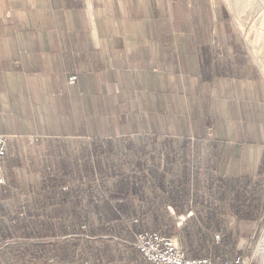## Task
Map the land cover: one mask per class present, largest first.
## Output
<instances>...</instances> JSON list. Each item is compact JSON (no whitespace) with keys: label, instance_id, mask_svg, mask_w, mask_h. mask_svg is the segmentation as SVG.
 <instances>
[{"label":"crops","instance_id":"crops-1","mask_svg":"<svg viewBox=\"0 0 264 264\" xmlns=\"http://www.w3.org/2000/svg\"><path fill=\"white\" fill-rule=\"evenodd\" d=\"M226 19L218 0H0V242L18 243L0 247V264L90 257L82 226L118 225L84 211L98 205L100 145L160 150L168 134L181 147L194 134L195 153L158 155V172L183 167L218 188L234 178L243 202L264 208V83ZM208 127L218 139L203 138Z\"/></svg>","mask_w":264,"mask_h":264},{"label":"rangeland","instance_id":"rangeland-1","mask_svg":"<svg viewBox=\"0 0 264 264\" xmlns=\"http://www.w3.org/2000/svg\"><path fill=\"white\" fill-rule=\"evenodd\" d=\"M220 5L224 7L226 10V23L225 25L228 28V35L227 39L228 41H233L236 39L237 41H241L245 52L249 57H252L254 60L255 65L258 67L259 73H260V79L264 83V23H261L260 17H262V8L260 7V0H218ZM264 4V0H261ZM261 32V39L256 43L253 44L251 42L252 37L255 35V32ZM250 39V40H249ZM218 129V128H217ZM171 134H168L164 136L161 141H163L159 147L160 150L151 148L150 150L148 148H142L139 146H127L125 151L123 152L122 146H114L113 149L111 147L108 148V146H101L100 145V161L99 163V174L96 179H93V182L97 186V192H105V186H110L113 190V182L116 179L117 176H112L114 166L117 173H132V169L134 167V160L138 161V154H140V157L143 155H151L150 162L146 163L144 160L142 162V165L144 167L145 172L150 174V176H154V173L150 172V170H160V167L164 165L163 168H165V162L162 161L161 158H158V155H164L168 156L170 159V155L172 154H181L183 152V155H186V152L189 153V155H192L195 153L194 147L190 146L194 140L197 139V136L192 134L189 136V138H186L184 141L186 145L176 146L171 144ZM180 136V135H179ZM205 136V137H204ZM203 138L206 140H212L217 138V130L212 129L211 127H208V129L205 132V135ZM202 137V136H200ZM7 138V136H6ZM184 138V137H183ZM218 139V138H217ZM8 140V138H7ZM190 144V145H189ZM21 153L23 155L24 159V165H27L28 157L30 151H32L31 145L20 146ZM6 155H7V145H6ZM152 155L155 156L152 158ZM6 157V156H5ZM135 158V159H133ZM5 159V158H4ZM186 160V159H185ZM184 160V161H185ZM168 165L170 164V161L166 162ZM186 164V163H184ZM141 167V166H140ZM167 169V167H166ZM159 173V172H157ZM156 175V174H155ZM160 175V174H157ZM149 176V177H150ZM160 183L157 188L158 193H162V198L160 200L156 201H149L146 203H142L140 205L138 196L136 194H131V196L136 200L140 208L146 210L151 204H153L156 207H160L164 204V208L161 212V210L158 208L156 209L157 212H159V218L158 221L156 219L154 220L153 216L151 214V217H148L146 215L147 222L143 225H140V221H137L138 229H154L158 230L162 233L172 234L178 237L180 244L183 246L182 242L185 238V235L182 231V225L191 223L194 224L196 218H198L199 210H201V213L203 214H209L213 213L214 216L217 219V222L222 225V230L218 232H214L213 235L219 234V241H221L224 237H227V235L233 234L235 236V247L232 249H228L225 252H217V255H214V251H210L211 256H216L220 258H232L234 256H242L244 258L250 259L254 262V264H262L263 263V257H264V244L259 247V241L262 237V233L264 230V208L262 209H255L257 212L256 219H242L241 215L238 212H235L234 208L231 206V203L234 201V193L232 191H229L226 197L223 200H218L219 194L223 193L224 187H216V180L217 178L212 179V183L215 187L210 186V178L203 177L201 180L196 178L195 172H190L187 174L185 178L184 185L186 187V193L184 192V198L181 201L180 204H178L177 208L176 206L169 203L167 200V188L170 187L171 178L167 176L160 175ZM156 178V177H154ZM118 179V177H117ZM74 180V179H73ZM230 179H227L229 181ZM105 184V185H104ZM140 187L139 185H137ZM142 186V185H141ZM153 185L150 186V188H144L146 193H148L150 196H154L155 189L152 188ZM218 188V190L216 189ZM111 190V192H113ZM107 191V190H106ZM199 193L204 195L203 203L198 205L196 204L195 200V194ZM163 194H166V196H163ZM106 194H102L101 199H105L107 197ZM250 196V195H249ZM248 195H243L244 202L248 201L249 203L250 198ZM110 198V196H109ZM99 199V198H98ZM108 198H106L107 200ZM110 200V199H109ZM100 200H98L99 202ZM168 201V202H167ZM238 202V201H237ZM136 206L137 209H139V206ZM170 206V209L168 208ZM201 207L202 209H197ZM248 206V205H247ZM246 207V206H245ZM172 208V210H171ZM247 209V208H246ZM191 212L192 215L187 217V213ZM184 217V220H180V218ZM196 217V218H195ZM154 220V221H152ZM121 223H123L126 226H128V230H119L118 226H114L115 231H108V232H99L101 230V223L99 222V225H93V226H82V234L83 239L87 241H91L92 244L83 242V249L85 248L86 251L90 252L88 256H83L81 259L78 257L75 260L74 255H71L70 257L66 256V259H62L65 264H74V261L77 262V264H148L144 262V260L140 257V255L137 253L133 246V231L129 229V222H124L123 220H120ZM144 222V221H143ZM181 222V223H180ZM189 223V224H190ZM159 227H154V226ZM143 227V228H141ZM26 228V227H24ZM43 229V227H42ZM95 230L94 233H90L91 230ZM137 229V230H138ZM136 230V231H137ZM138 230V231H139ZM70 231V230H69ZM67 234L68 237H72L74 234L73 230L72 232ZM40 234H37L38 236L35 237V241H42L43 238V231L39 232ZM56 233V232H54ZM21 233L20 235H22ZM59 234V233H57ZM63 234V233H60ZM87 234V235H86ZM92 234V235H91ZM78 235V233H77ZM112 236V237H111ZM63 238L61 240L59 237H52L48 241L51 244H62L65 246H70L72 243L73 238ZM213 237V236H212ZM21 238V242H19L20 246H27V244H30L31 242H27L25 238ZM70 241H68V240ZM16 238L9 237L7 240H5L2 243H7V245L10 244H18L16 242ZM47 240V239H46ZM66 240V241H65ZM98 242H94L97 241ZM219 241H215L213 237V243L218 244ZM38 242H36L37 244ZM264 243V242H263ZM220 244V243H219ZM6 245V246H7ZM5 246V247H6ZM91 247H93L91 249ZM260 248V249H259ZM212 252V253H211ZM78 254V253H77ZM80 254V253H79ZM83 259V260H82ZM82 260V262L80 261ZM93 261V262H92ZM71 262V263H70ZM76 264V263H75Z\"/></svg>","mask_w":264,"mask_h":264},{"label":"trees","instance_id":"trees-1","mask_svg":"<svg viewBox=\"0 0 264 264\" xmlns=\"http://www.w3.org/2000/svg\"><path fill=\"white\" fill-rule=\"evenodd\" d=\"M133 163H134V167L131 170L132 173H122V174L117 173L116 174V171H115L116 168L113 166L112 169L114 172L112 176L118 177V179L116 177V179L113 182V190L111 189L110 186L108 187L106 185L105 190H104L105 192H101V193L99 192L95 194V196L99 198L98 200H100L98 202V205H96L95 203H90V202L88 203V200L84 201V204H85L84 211L87 209L90 210L91 209L90 205H91L92 210L98 211L99 218L100 217L101 219L103 218L102 220L104 219L113 220L117 218V220H123L124 222L127 221L130 223L129 225L130 231L132 230L133 232H135L138 229V225L136 222H134V219H138L140 223L142 222L140 225H143L147 222V219H145L146 214L148 217H151V214H152L154 215L153 216L154 220L156 219V221H158L159 212H157L156 209L159 208L162 212V210L165 208H164V204L161 205L160 207H156L153 204H151L146 210H144L143 208L142 209L140 208V206L136 202L138 200H140L139 203L141 205L142 203L147 204V202L149 201L154 202L162 198L161 197L162 193L160 195V193H158V190H157L159 183H160L159 180L161 178L160 176L161 173L160 172L157 173L158 169L156 170L149 169L150 172L154 173V176L151 177L150 174L145 172L141 161L134 160ZM98 167H99V163H98ZM98 171H99V168H98ZM180 171L181 173L176 178L170 177L172 180L170 183V187H168L166 191L167 200L169 201V203H171L174 206L176 205L178 206V204L181 203V201L184 198V192L186 193L185 191L186 187L184 185L185 178L187 176L186 168L182 167ZM157 174H160V175H157ZM219 180L220 179L216 180L217 184H219ZM137 185H139L140 187H138ZM151 185H153L154 187L152 188L155 189L154 196L152 195L150 196L148 193H146L144 189L145 187L150 188ZM209 185L215 187L214 184L212 183V179ZM216 187H218V185ZM234 188H235V179L232 178L229 181H227L226 187L223 193H221V195L219 194L218 200L219 201L223 200L228 194V192L232 191L234 193V201L231 203V206L235 209L234 211L238 212L241 215L242 219H249V220L256 219V215H257L256 210L253 209L250 203L247 204L248 206L246 205V203L244 204L243 199L241 198L242 196L240 194L235 193ZM216 189L218 190V188ZM111 190L113 192H111ZM106 193L108 194L106 197L108 199L107 200L106 198L101 199L100 195L106 194ZM131 194H136V196H138L136 197L138 198V200H136L135 197L133 198ZM166 194H163V196H166ZM194 196H195L196 204L200 205L203 203L202 199L204 198V195L196 193ZM79 201L80 199L77 198L76 203L78 205L80 204ZM109 203H111L112 206ZM137 205L139 206V209L136 208ZM197 209L199 210L202 208L198 206ZM137 210H139V212L141 213L140 218H139V214ZM144 215H145V218L142 219L141 216H144ZM195 221L197 222H194L193 225L190 222H189L190 224L187 223V224L182 225V231L185 235V238L182 244H183V247L186 249L188 256L203 257V256L210 255L211 250L214 251L213 253L214 255H217V252L219 251L222 253V252L227 251L228 249L233 250V248L235 247V242H236L235 236L233 234H230V235H227V237H224L221 241H219L220 244L218 243L215 245V243H213V237H212L213 233L221 231L223 228L222 225L217 222V219L213 213H209L206 215V214L201 213V210H199L198 218H196ZM101 225L103 227H101V230H99V232L113 231V229L115 231V228L112 225H107L105 223H101ZM116 226H118L119 230H122V231L125 229L128 230V226L125 227V225L121 223L120 221H118V225ZM154 227H159V226L156 225ZM60 229L62 233L66 234L70 229L74 230V226L72 227L70 225H61ZM94 231L95 230H92V233H94Z\"/></svg>","mask_w":264,"mask_h":264},{"label":"built area","instance_id":"built-area-1","mask_svg":"<svg viewBox=\"0 0 264 264\" xmlns=\"http://www.w3.org/2000/svg\"><path fill=\"white\" fill-rule=\"evenodd\" d=\"M76 78V75H71L68 81L73 83ZM6 141V136L0 134V189L6 182L2 167L6 156ZM168 208L170 209V206ZM191 215L192 213L189 211L187 217ZM180 220L183 221L184 217H181ZM137 221L138 219H134V222ZM213 237L217 242L220 239L219 234H215ZM2 245H7V243L0 242V247ZM133 246L144 262L148 264H254L252 260L240 255L232 258H220L211 255L190 257L177 236L154 229H142L133 232Z\"/></svg>","mask_w":264,"mask_h":264},{"label":"bare ground","instance_id":"bare-ground-1","mask_svg":"<svg viewBox=\"0 0 264 264\" xmlns=\"http://www.w3.org/2000/svg\"><path fill=\"white\" fill-rule=\"evenodd\" d=\"M260 7L262 8V10H263V12H262V17H260V19H261V23H264V4H263V2L260 0ZM261 39V32H255V35L252 37V40H251V42L253 43V44H256L259 40ZM250 40V39H249ZM264 230H263V233H262V237H261V239H260V241H259V244H258V246L259 247H261L264 243ZM260 249V248H259ZM261 249H264V248H261ZM262 264H264V257H263V263Z\"/></svg>","mask_w":264,"mask_h":264}]
</instances>
